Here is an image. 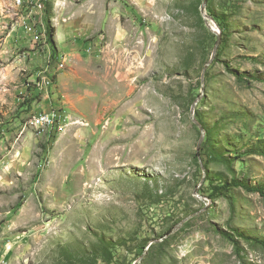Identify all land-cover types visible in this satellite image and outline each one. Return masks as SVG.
Wrapping results in <instances>:
<instances>
[{
    "label": "rangeland",
    "instance_id": "374dc122",
    "mask_svg": "<svg viewBox=\"0 0 264 264\" xmlns=\"http://www.w3.org/2000/svg\"><path fill=\"white\" fill-rule=\"evenodd\" d=\"M41 1L0 34V264H264V0Z\"/></svg>",
    "mask_w": 264,
    "mask_h": 264
},
{
    "label": "built area",
    "instance_id": "2783aa9c",
    "mask_svg": "<svg viewBox=\"0 0 264 264\" xmlns=\"http://www.w3.org/2000/svg\"><path fill=\"white\" fill-rule=\"evenodd\" d=\"M35 7H44V4L41 0H36V4L33 5L32 7H29L27 0V8H35ZM17 32L19 33L18 37H20V39H23V45H24L23 47H28L25 48L28 49V54H35V56H40L38 37H33V28H28L27 22H20L18 23ZM49 47L52 51L53 44L51 43V40H49ZM66 64L67 62H62L63 66H66ZM42 73H49V69L47 71L39 72L36 75V97L34 98V100H38L37 99L38 91H45V97H49L53 93V90L55 89L54 79L42 80ZM33 104L34 103L32 102H28L26 109H28L29 106ZM61 120H64L61 109L57 107L54 108L41 107L40 118L38 120H27V126L24 127L21 132H24L26 129H28L29 126H38V135H40V123L48 122L49 124H51L52 135H53L54 130H59V121Z\"/></svg>",
    "mask_w": 264,
    "mask_h": 264
},
{
    "label": "crops",
    "instance_id": "0c3cea01",
    "mask_svg": "<svg viewBox=\"0 0 264 264\" xmlns=\"http://www.w3.org/2000/svg\"><path fill=\"white\" fill-rule=\"evenodd\" d=\"M9 0L8 1H0V34H2L5 29H9V27H11V25L13 24L15 19H19V17H16L17 15V10L18 7L15 6V9H11V6ZM14 6H12L13 8ZM9 26V27H8ZM14 30H10L8 32H10V34H12ZM13 35V34H12ZM19 33L16 31L15 35H14V40L15 42H17L18 44L22 45V40L20 39V37H18ZM3 42L0 43V48L1 46H3L4 48L10 47L13 45V39L12 38H3L1 39ZM5 40V41H4ZM32 57H36L34 55H32ZM54 91V90H53ZM46 98V97H45Z\"/></svg>",
    "mask_w": 264,
    "mask_h": 264
},
{
    "label": "water",
    "instance_id": "95a60500",
    "mask_svg": "<svg viewBox=\"0 0 264 264\" xmlns=\"http://www.w3.org/2000/svg\"><path fill=\"white\" fill-rule=\"evenodd\" d=\"M206 3H207V0H205L204 1V4L202 5V13H204L205 14V11H206ZM207 24H209L210 25V23L207 21ZM219 43H220V38L218 37V41H217V44H216V48H215V51H214V53L217 51V48H218V46H219ZM209 64H207L206 65V67L208 66ZM192 112H194V108L192 109ZM201 128V130H202V132H203V134H202V139L204 138V135H205V129H204V127L203 126H201L200 127Z\"/></svg>",
    "mask_w": 264,
    "mask_h": 264
},
{
    "label": "bare ground",
    "instance_id": "6f19581e",
    "mask_svg": "<svg viewBox=\"0 0 264 264\" xmlns=\"http://www.w3.org/2000/svg\"><path fill=\"white\" fill-rule=\"evenodd\" d=\"M18 2L20 3L21 0H18ZM36 37H38V36H36ZM38 38H39V37H38ZM43 80H50V79H49V77H48V78L44 77ZM39 118H40V112H36V113L33 115V120H38ZM40 125H44V126H46V125H50V126H51V124H49L48 122H41Z\"/></svg>",
    "mask_w": 264,
    "mask_h": 264
},
{
    "label": "trees",
    "instance_id": "16d2710c",
    "mask_svg": "<svg viewBox=\"0 0 264 264\" xmlns=\"http://www.w3.org/2000/svg\"><path fill=\"white\" fill-rule=\"evenodd\" d=\"M49 33V38H50V40H51V43L55 46V39H54V34L52 33V31L50 30V32H48ZM253 190H256V191H259V192H261L262 194H264V190L263 189H260V188H252Z\"/></svg>",
    "mask_w": 264,
    "mask_h": 264
}]
</instances>
